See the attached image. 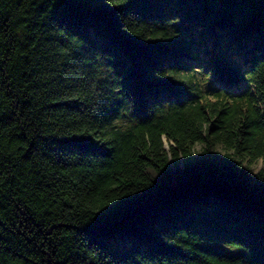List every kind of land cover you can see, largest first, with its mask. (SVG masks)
Returning a JSON list of instances; mask_svg holds the SVG:
<instances>
[{
    "label": "trees",
    "instance_id": "obj_1",
    "mask_svg": "<svg viewBox=\"0 0 264 264\" xmlns=\"http://www.w3.org/2000/svg\"><path fill=\"white\" fill-rule=\"evenodd\" d=\"M0 264H264V0H0Z\"/></svg>",
    "mask_w": 264,
    "mask_h": 264
},
{
    "label": "rangeland",
    "instance_id": "obj_2",
    "mask_svg": "<svg viewBox=\"0 0 264 264\" xmlns=\"http://www.w3.org/2000/svg\"><path fill=\"white\" fill-rule=\"evenodd\" d=\"M196 150L199 151V150H200V147L197 146V147H196ZM172 167H173V170H174V169H175V166L173 165ZM260 167H261L260 164L256 166L257 169H259Z\"/></svg>",
    "mask_w": 264,
    "mask_h": 264
}]
</instances>
